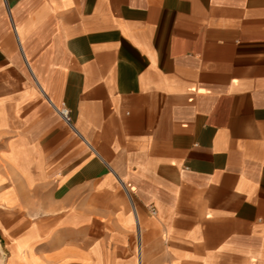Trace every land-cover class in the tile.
Masks as SVG:
<instances>
[{"label": "crops", "instance_id": "obj_1", "mask_svg": "<svg viewBox=\"0 0 264 264\" xmlns=\"http://www.w3.org/2000/svg\"><path fill=\"white\" fill-rule=\"evenodd\" d=\"M93 224L104 259L264 264V0H0V264Z\"/></svg>", "mask_w": 264, "mask_h": 264}, {"label": "rangeland", "instance_id": "obj_2", "mask_svg": "<svg viewBox=\"0 0 264 264\" xmlns=\"http://www.w3.org/2000/svg\"><path fill=\"white\" fill-rule=\"evenodd\" d=\"M106 229L101 228L93 224L88 228V243H87V250H88V257L83 259H77L76 262H73V264H140L138 261V254H139V248L137 245V241L134 245H132V249H129L128 243L122 244L123 247L120 248L114 255L112 259H104L100 256V252H98L96 246L97 236L100 235V233L104 232L105 234ZM112 244L105 243V247H111ZM52 260L50 259V262ZM39 263L42 264H49V259H40L38 260Z\"/></svg>", "mask_w": 264, "mask_h": 264}, {"label": "built area", "instance_id": "obj_3", "mask_svg": "<svg viewBox=\"0 0 264 264\" xmlns=\"http://www.w3.org/2000/svg\"><path fill=\"white\" fill-rule=\"evenodd\" d=\"M60 113L62 115V117L67 121V122H71V118H70V112L66 107H63L60 109ZM153 212H155V210L153 209Z\"/></svg>", "mask_w": 264, "mask_h": 264}, {"label": "bare ground", "instance_id": "obj_4", "mask_svg": "<svg viewBox=\"0 0 264 264\" xmlns=\"http://www.w3.org/2000/svg\"><path fill=\"white\" fill-rule=\"evenodd\" d=\"M140 261V260H139Z\"/></svg>", "mask_w": 264, "mask_h": 264}]
</instances>
